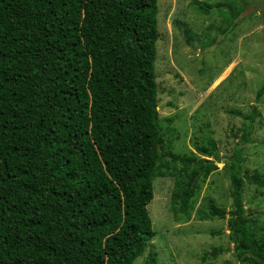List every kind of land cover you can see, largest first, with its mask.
I'll list each match as a JSON object with an SVG mask.
<instances>
[{
	"label": "trees",
	"instance_id": "trees-1",
	"mask_svg": "<svg viewBox=\"0 0 264 264\" xmlns=\"http://www.w3.org/2000/svg\"><path fill=\"white\" fill-rule=\"evenodd\" d=\"M158 1L0 0V264H133L156 236L148 205L164 160L186 178L172 193L176 218L200 172L216 167L166 151ZM259 115L253 107L245 118L228 169L234 256L253 264H264V243L243 187H264V173L244 174L241 163ZM206 209L202 220L227 215L213 200Z\"/></svg>",
	"mask_w": 264,
	"mask_h": 264
},
{
	"label": "rangeland",
	"instance_id": "rangeland-1",
	"mask_svg": "<svg viewBox=\"0 0 264 264\" xmlns=\"http://www.w3.org/2000/svg\"><path fill=\"white\" fill-rule=\"evenodd\" d=\"M157 82L160 121L166 151L215 161L208 175L196 178L195 196L187 214L176 218L171 197L186 178L168 157L165 176L154 180L148 205L156 236L133 264H145L155 253L158 264H253L234 256L230 229V158L245 118L257 107L252 141L242 144L244 174L264 173V0H159ZM210 12L200 10V7ZM199 147H207L204 154ZM216 153L219 158H216ZM210 165V164H209ZM245 212L264 243V187L244 184ZM213 200L226 210L224 219H200ZM221 248L213 257L206 253Z\"/></svg>",
	"mask_w": 264,
	"mask_h": 264
},
{
	"label": "water",
	"instance_id": "water-1",
	"mask_svg": "<svg viewBox=\"0 0 264 264\" xmlns=\"http://www.w3.org/2000/svg\"><path fill=\"white\" fill-rule=\"evenodd\" d=\"M214 162H215V161H213V160H212V161H209V162H207V163H206V165H205V167H206V166H208V164H210V163H214ZM193 185H194V182H193Z\"/></svg>",
	"mask_w": 264,
	"mask_h": 264
}]
</instances>
